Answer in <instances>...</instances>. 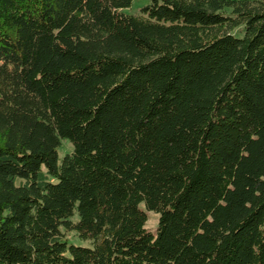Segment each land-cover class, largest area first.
Returning <instances> with one entry per match:
<instances>
[{"label": "trees", "instance_id": "1", "mask_svg": "<svg viewBox=\"0 0 264 264\" xmlns=\"http://www.w3.org/2000/svg\"><path fill=\"white\" fill-rule=\"evenodd\" d=\"M132 1L0 0V264H264V0Z\"/></svg>", "mask_w": 264, "mask_h": 264}, {"label": "rangeland", "instance_id": "2", "mask_svg": "<svg viewBox=\"0 0 264 264\" xmlns=\"http://www.w3.org/2000/svg\"><path fill=\"white\" fill-rule=\"evenodd\" d=\"M149 3L150 0H133L128 8L123 9V12L130 15H139L141 14V8ZM236 35L241 36L240 34ZM71 149V144L67 140H62L58 150L59 159L66 153H69ZM139 208L146 214V230L154 234L157 227L158 216L155 213L146 210L143 204L139 205ZM68 239L71 244L86 246V243L74 237L73 234H69Z\"/></svg>", "mask_w": 264, "mask_h": 264}]
</instances>
